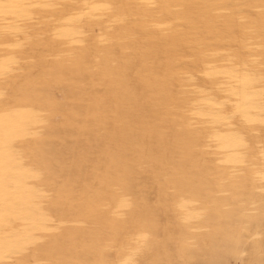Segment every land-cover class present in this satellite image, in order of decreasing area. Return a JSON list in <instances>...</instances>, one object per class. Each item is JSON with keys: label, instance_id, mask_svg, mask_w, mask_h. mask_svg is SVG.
Here are the masks:
<instances>
[{"label": "bare ground", "instance_id": "bare-ground-1", "mask_svg": "<svg viewBox=\"0 0 264 264\" xmlns=\"http://www.w3.org/2000/svg\"><path fill=\"white\" fill-rule=\"evenodd\" d=\"M149 5H140L141 10ZM255 7L264 6L258 0ZM10 11L0 4V31L8 26ZM104 12L102 22L111 12L104 5L91 11L97 27L92 40L73 32L61 38L63 26L50 28L46 41L51 49L26 56L25 69L15 66L17 72L0 82L7 95L1 109L11 118L8 131H2L7 134L0 151V212L9 220L25 218L20 227L8 225L3 237L17 235L14 250H32L35 264H264L262 86L254 85L249 94L248 108L261 118L245 121V140L236 123L229 129L198 119L189 132L179 123L177 106H164L178 101L176 87L153 81L162 73L157 65L163 53H154L144 65L140 48L125 38L123 50L109 44L106 55L96 58L94 52L113 34L97 25ZM147 15L139 12L138 19ZM131 16L123 15L124 21L129 24ZM115 19L119 36L137 25ZM5 39L0 35V46ZM81 39L91 47L81 49ZM107 58L113 61L114 77L99 76L63 102L55 101L52 90L82 80ZM191 79L203 87V71ZM193 113L187 109L189 116ZM22 116L25 126L18 127ZM225 159L240 170L225 173ZM169 184L177 197L180 190L189 191L179 197L183 229L173 234L184 246L180 260L160 261L154 209L159 188Z\"/></svg>", "mask_w": 264, "mask_h": 264}, {"label": "rangeland", "instance_id": "rangeland-1", "mask_svg": "<svg viewBox=\"0 0 264 264\" xmlns=\"http://www.w3.org/2000/svg\"><path fill=\"white\" fill-rule=\"evenodd\" d=\"M256 1L258 0H0V4L11 7V11L6 14L8 26L0 31L1 37L6 38L3 46H0V82L17 72L15 66L25 69L26 56L32 57L35 56V51L47 52V49H51L46 41L50 36V28L63 26L61 38L76 33L86 40H92L96 37L97 27L90 20V17L93 18L91 11L104 5V9L111 12V18L102 22L103 17L108 14L104 12L102 17L99 16L97 25L101 29L113 31V34L107 38V43L103 44L101 50L94 52L96 58L106 55L109 44L123 50L125 38L140 48L144 65L150 64L154 53H163L164 59L157 65L162 73L153 81L159 86L176 87L178 101H165L164 106L173 103L177 106L179 123L185 124V127L188 125L189 128L198 119H208L212 126L229 129L236 123L237 128L241 129L240 137L245 140V121L261 118L260 112L249 110V94L253 92L254 85L262 86L264 92V7L257 9ZM259 1L264 6V0ZM145 3L150 5L146 11H142L140 5ZM134 4L139 7L133 12ZM32 7L38 9L29 11ZM139 12H149L150 15L144 20L141 19L142 16L138 19ZM123 15H132L129 24L135 20L134 26L137 25L126 28L127 34L119 36L115 31L119 27L116 16L121 18L122 25L130 26L124 21ZM12 27H16V30L11 29ZM7 29L12 33L9 38ZM16 34L17 38L14 39ZM79 47L87 49L91 46L84 44L81 39ZM192 54H196L195 61L191 60ZM112 64L113 61L107 58L100 67L91 68V73L82 80L62 82L60 88L52 90L55 101L63 102L73 95L77 87L96 81L99 76L114 77ZM200 71L204 75L203 87L191 79ZM224 81L229 84L223 86ZM205 89H210L213 93L206 94ZM6 96L5 89H0V151L5 147L3 142L7 134L2 131L4 128L8 131L5 126L11 120L8 113L1 109V101ZM188 108L193 110L192 116L187 114ZM23 121L22 116L17 126H25ZM260 126L264 132L263 121ZM195 129L196 126L187 131ZM180 149L178 147L175 151ZM166 150L164 147L161 152ZM156 153L157 151L153 152V155ZM224 162L225 173L240 170L234 168L231 160L225 159ZM164 167L167 171L171 170L168 164ZM167 175L172 176L174 172H168ZM158 192L160 199L154 209L159 225L155 256L160 261L167 257L180 260L179 251L184 246V240L173 237V234L183 229L185 220L181 214L184 205L179 197L186 196L189 191L182 189L177 197L172 184H169L164 188L160 187ZM191 211V217L195 219L198 210L193 208ZM24 222L25 218L9 220L0 212L1 264H35L32 250L28 249L24 254L14 250L16 246H13L12 240L17 235L6 233L3 237L8 225L20 227ZM3 239L7 240L1 242ZM229 261V264H240Z\"/></svg>", "mask_w": 264, "mask_h": 264}]
</instances>
